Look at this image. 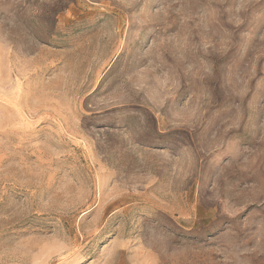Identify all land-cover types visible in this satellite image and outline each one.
<instances>
[{"label": "rangeland", "instance_id": "1", "mask_svg": "<svg viewBox=\"0 0 264 264\" xmlns=\"http://www.w3.org/2000/svg\"><path fill=\"white\" fill-rule=\"evenodd\" d=\"M0 264H264V0H0Z\"/></svg>", "mask_w": 264, "mask_h": 264}]
</instances>
